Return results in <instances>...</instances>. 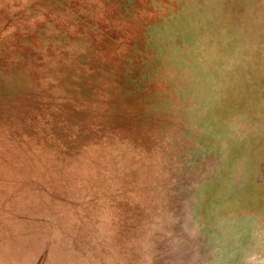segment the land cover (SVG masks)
Listing matches in <instances>:
<instances>
[{"label":"rangeland","instance_id":"obj_1","mask_svg":"<svg viewBox=\"0 0 264 264\" xmlns=\"http://www.w3.org/2000/svg\"><path fill=\"white\" fill-rule=\"evenodd\" d=\"M0 39L1 122L167 158L191 264H264V0H0Z\"/></svg>","mask_w":264,"mask_h":264},{"label":"water","instance_id":"obj_2","mask_svg":"<svg viewBox=\"0 0 264 264\" xmlns=\"http://www.w3.org/2000/svg\"><path fill=\"white\" fill-rule=\"evenodd\" d=\"M41 125L8 122L0 130V264H191L198 259L200 249L191 243L195 237L184 228L179 194L184 187L172 190L164 180L167 158L161 167H150L149 158L145 164L138 157L133 171L108 172V143L73 144ZM41 150H58L60 156L46 162L36 154ZM70 151L75 154L68 156Z\"/></svg>","mask_w":264,"mask_h":264},{"label":"bare ground","instance_id":"obj_3","mask_svg":"<svg viewBox=\"0 0 264 264\" xmlns=\"http://www.w3.org/2000/svg\"><path fill=\"white\" fill-rule=\"evenodd\" d=\"M29 10V9H28ZM7 18V17H6ZM9 18V17H8ZM11 19V18H10ZM86 24V23H85ZM88 24V23H87ZM83 26V25H82ZM93 30V29H92ZM110 37V36H109ZM1 40V39H0ZM106 44V43H105ZM1 45V44H0ZM107 46V45H106ZM11 47V46H10ZM14 50V49H13ZM161 50V49H160ZM5 51V50H4ZM162 51V50H161ZM1 52V51H0ZM15 52V51H14ZM159 53V52H158ZM3 54V53H2ZM2 56V55H1ZM160 56V55H159ZM149 58V57H148ZM7 59V58H6ZM27 60V59H26ZM8 61V60H7ZM16 61V60H15ZM10 63H12V62H10ZM15 63V62H14ZM49 64V63H48ZM21 65H23V64H21ZM25 65V64H24ZM163 65V64H162ZM12 69V68H11ZM38 69V68H37ZM15 70V69H14ZM17 70V69H16ZM42 70V69H41ZM56 70L57 71H60V68L59 67H56ZM3 71V70H2ZM24 72H25V70H23ZM27 71L29 72V73H31V71L32 70H30V69H27ZM15 72V71H14ZM21 72V71H20ZM33 72H35V71H33ZM37 72V71H36ZM28 73V74H29ZM39 73V72H38ZM34 74V73H33ZM37 74V73H36ZM13 75V74H12ZM30 76V75H29ZM163 76V75H162ZM16 77V76H15ZM33 77V76H32ZM22 78V77H21ZM28 79V78H27ZM15 80V79H14ZM19 80V79H18ZM26 80V79H25ZM132 81V80H131ZM25 82V81H24ZM23 83V82H22ZM27 85V84H26ZM29 85V84H28ZM64 86H65V84H64ZM21 87H22V84H21ZM26 88V87H25ZM24 88V89H25ZM54 88V87H53ZM57 88V87H56ZM73 89V88H72ZM26 90V89H25ZM29 90V89H28ZM60 90V89H59ZM58 90V91H59ZM24 91V90H23ZM125 91H126V89H125ZM72 92H74V91H72ZM83 93V92H82ZM93 93V92H92ZM84 94V93H83ZM91 94V93H90ZM73 95V94H72ZM81 95V94H80ZM58 96V95H57ZM90 97V96H89ZM60 99V98H59ZM69 99V98H68ZM82 99V98H81ZM34 103V102H33ZM39 103V102H38ZM93 102H91L90 104L91 105H88V106H84L83 105V107L85 108H92V107H94V106H96V103H93ZM53 104V103H52ZM72 107V106H71ZM54 108V107H53ZM69 108V107H68ZM64 110V109H63ZM72 110H73V108H72ZM93 114L95 113V112H92ZM21 114V113H20ZM79 114V113H78ZM49 117V116H48ZM63 118V117H62ZM60 119V118H59ZM51 121V120H50ZM59 123V122H58ZM7 124V120L5 119L4 121L2 120V122L0 121V130H1V128L3 129V127L5 126ZM23 125V124H22ZM46 126V125H45ZM52 126V125H51ZM49 129V128H48ZM59 135V134H58ZM77 135V134H76ZM61 136V135H60ZM64 136V135H63ZM2 141V140H1ZM70 142V141H69ZM71 143V142H70ZM39 145V144H38ZM42 151V150H41ZM40 153V152H39ZM71 154V153H70ZM72 154H73V152H72ZM75 154V153H74ZM37 156H38V154H37ZM46 158V157H45Z\"/></svg>","mask_w":264,"mask_h":264}]
</instances>
